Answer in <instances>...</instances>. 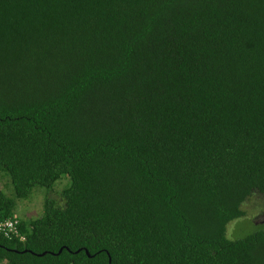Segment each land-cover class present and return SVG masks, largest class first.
Segmentation results:
<instances>
[{"label":"trees","instance_id":"1","mask_svg":"<svg viewBox=\"0 0 264 264\" xmlns=\"http://www.w3.org/2000/svg\"><path fill=\"white\" fill-rule=\"evenodd\" d=\"M0 173V264H264V0H0Z\"/></svg>","mask_w":264,"mask_h":264},{"label":"rangeland","instance_id":"2","mask_svg":"<svg viewBox=\"0 0 264 264\" xmlns=\"http://www.w3.org/2000/svg\"><path fill=\"white\" fill-rule=\"evenodd\" d=\"M3 179L9 181L8 176L0 173ZM3 180L2 187L6 185ZM70 185L67 177H62L55 182L50 191L40 187H33L26 199L15 200V213L22 221L29 222L43 216L44 203L46 198L55 200L57 204L61 203V191ZM6 196L13 198L12 192L5 189ZM8 192V193H7ZM263 200L259 196H253L243 205L246 212L244 219H238L228 224L226 236L230 240L241 239L245 237L250 230L264 229V207L261 205ZM250 233V232H249Z\"/></svg>","mask_w":264,"mask_h":264},{"label":"built area","instance_id":"3","mask_svg":"<svg viewBox=\"0 0 264 264\" xmlns=\"http://www.w3.org/2000/svg\"><path fill=\"white\" fill-rule=\"evenodd\" d=\"M16 223L15 217L10 220L0 222V233L4 236H8L10 233H15Z\"/></svg>","mask_w":264,"mask_h":264},{"label":"water","instance_id":"4","mask_svg":"<svg viewBox=\"0 0 264 264\" xmlns=\"http://www.w3.org/2000/svg\"><path fill=\"white\" fill-rule=\"evenodd\" d=\"M60 252V251H59Z\"/></svg>","mask_w":264,"mask_h":264}]
</instances>
